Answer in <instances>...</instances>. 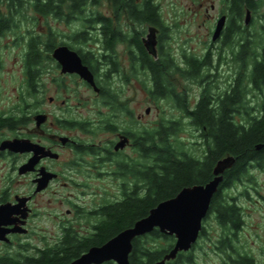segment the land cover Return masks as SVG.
Here are the masks:
<instances>
[{
  "label": "flooded vegetation",
  "instance_id": "af4514ba",
  "mask_svg": "<svg viewBox=\"0 0 264 264\" xmlns=\"http://www.w3.org/2000/svg\"><path fill=\"white\" fill-rule=\"evenodd\" d=\"M164 1L113 0L104 10L98 6L63 7L56 13L49 0H0V169H9L0 186V206L18 205L27 199L14 216L16 224L7 227L22 232L10 233L8 244L0 242L6 247L20 246L21 238L58 239L53 245H28V256L36 259L68 235L95 236L98 210L122 202L134 189L144 193L151 129L145 115L137 114L133 104L136 80L142 85L145 101L159 87L157 100L170 102L179 111V116L167 119V123L178 124L189 133V153L196 169L193 186H206L217 177L214 172L220 161L234 159L233 165L218 175L222 180L196 241L189 252L178 255L174 264H181L187 253L189 264H264V251L256 256L243 240L247 229L256 233L257 225L247 219L252 204L264 203V197L253 187L255 174L264 173V167L252 160L248 176L236 177L238 158L223 154L215 157L216 152L211 150L214 136L206 126L210 121L206 119L204 124L195 114L207 99L208 111L215 113L210 123L224 126L229 121L224 115L218 116L219 109L230 110L227 97L238 88L245 96L232 113L233 121L249 123L251 118H243L246 109L252 118L263 116L264 84L254 78L263 57L233 54L229 30L245 31L256 25L254 16L261 13L264 0H197L192 4L194 11ZM152 11L158 14V21L150 16ZM164 11L177 18L185 11L193 12L196 18L202 14L207 17L209 23L206 20L201 26L208 31V38L199 52L192 45L186 46L188 43L174 45V24L163 18ZM221 18H225V25L214 41ZM53 21L66 23L68 31L62 39L55 38ZM259 27L264 29V24ZM150 35L154 37V50L145 43ZM61 47L77 54L93 83L76 71H65L55 57ZM238 50L235 46L234 51ZM8 62L17 64L18 71L14 66L12 71L16 72L11 73ZM151 63L157 68L155 72ZM172 75L189 84L181 89L171 81ZM85 108L91 109L88 115L82 114ZM147 109L145 114L149 115ZM9 141H19L14 151L2 147ZM93 180L101 183L97 189L101 190L102 183L111 189L103 188L98 202L96 195L90 193L88 200L86 197V189L95 187ZM43 184L45 187L38 191ZM23 185L28 188L22 190ZM54 185L83 189L84 198H66L71 209L65 214H46L35 206ZM255 194L259 196L256 202ZM38 218L54 225L36 227L33 223Z\"/></svg>",
  "mask_w": 264,
  "mask_h": 264
},
{
  "label": "trees",
  "instance_id": "16d2710c",
  "mask_svg": "<svg viewBox=\"0 0 264 264\" xmlns=\"http://www.w3.org/2000/svg\"><path fill=\"white\" fill-rule=\"evenodd\" d=\"M49 1L50 5L52 3L55 10L57 9L55 12L59 13L63 7L100 6L104 0ZM105 1L110 6L113 0ZM40 5L45 6L42 3ZM150 16L155 21L159 19L155 11H152ZM229 39L233 54L263 57L260 67L254 73V78L256 82L264 84V29L256 28L252 32L247 29L240 31L231 28ZM233 43L239 47L238 52L234 51ZM150 67L154 72L157 70L152 63ZM156 78L158 80L157 76ZM151 94L154 98L159 99V87L157 92ZM243 95L238 88H235L226 100L230 110L219 109L218 116L223 117L224 115L229 121L224 126L210 123L215 113H212V110L208 111L207 99L202 101L195 112L196 118H203L204 124L207 123L206 119L210 121L206 126L208 125L207 127L211 129L214 136L215 147L211 150L216 152L215 157L223 154V156L231 155L238 158L239 165L235 172L239 179L248 176V164L252 160L261 162L260 164L264 167V110L263 116L260 119H255L247 113L248 109H246V115L242 117L245 120L251 118L247 124L240 125L232 118V113L234 110L237 111L238 104H243ZM161 122L160 127L152 128L149 134V168L146 173L148 182L146 190L141 194L137 192V189H134L132 193L125 196L122 202L98 210L96 215H99V221L95 226L98 231L97 235L87 238L68 235L54 246L47 247L36 259L29 256H14L7 252L0 253V264H71L91 247L102 246L121 231L132 227L138 220L148 216L150 211L161 202L175 197L183 188L193 186L196 181V169L192 166L189 150L181 140L177 141L179 138L172 141V138L177 137L183 128L178 124H169L166 120H161ZM258 147L261 148L258 149ZM139 176L141 178V175ZM174 243V237L163 235L158 230L139 237L133 242L130 263L154 264L164 258L174 247Z\"/></svg>",
  "mask_w": 264,
  "mask_h": 264
},
{
  "label": "water",
  "instance_id": "95a60500",
  "mask_svg": "<svg viewBox=\"0 0 264 264\" xmlns=\"http://www.w3.org/2000/svg\"><path fill=\"white\" fill-rule=\"evenodd\" d=\"M249 14L246 17V24L249 23ZM225 25V18H221L215 30L213 40H217ZM147 48L155 47L153 35L145 42ZM153 46V47H152ZM55 57L63 63L65 71L78 72L83 78L93 83L92 75L89 70L81 64L76 53L70 52L67 48L61 47L55 52ZM19 141H9L3 143L2 147L10 148L13 151L14 146ZM261 147H258L260 149ZM232 157L220 161L215 168L217 176L206 186H189L183 188L175 197L165 200L150 211L148 216L138 220L132 227L121 231L111 240L102 246L91 247L81 257L74 260L71 264H106L114 262L115 264H131L130 255L133 251V242L139 237L149 235L155 230L163 235L175 238L174 247L155 264H167L177 259L180 253L189 252L192 244L196 241L201 222L207 214L210 202L216 193L226 169L233 165ZM45 184V183H44ZM38 187V191L45 185ZM27 199H22L18 205L11 203L0 206V242L10 243L8 235L10 233H21L17 228L8 229V226L16 224L15 215L20 213V209L25 206ZM24 211V210H23ZM25 219L26 216H23Z\"/></svg>",
  "mask_w": 264,
  "mask_h": 264
},
{
  "label": "rangeland",
  "instance_id": "374dc122",
  "mask_svg": "<svg viewBox=\"0 0 264 264\" xmlns=\"http://www.w3.org/2000/svg\"><path fill=\"white\" fill-rule=\"evenodd\" d=\"M164 2L168 5L172 3H176L177 6L180 8H185L186 10L188 8L189 10L191 9V11H194L193 7H195V5H192V4L195 2L197 3V0H165ZM207 6L210 7V4H208ZM107 7H109V5L107 1L104 0L102 4L98 6V9L104 10ZM263 12H264V8L261 10V13H257L256 17L254 16L256 25L251 26L250 30H252V32H254L256 28H260L259 27L260 24H264V16L262 15L263 17L260 18L261 14H264ZM162 16L165 20L170 21L171 23L174 24L173 31L171 33L174 45H177V43L182 45L183 42L188 43L189 45H186V46L191 48L190 45H192L196 47L195 49L196 52H199L201 50L200 47L203 46V43L207 42L206 40L208 36L206 35L208 31L205 30L204 26H201L202 22L206 20H207V24L209 23V20L207 19L205 15L202 14L199 16L200 18H196L195 16H193V12L185 11L183 13H180L179 18H177L176 15H173V14L168 13L167 11H164V13H162ZM65 24L66 23L62 24L61 21H53L54 33L56 34L55 38L62 39L64 37L65 33L68 31L67 25ZM70 30H72V28ZM75 30L77 29L75 28ZM7 66H8V69L11 70V73L18 71V68H19L17 64L11 65L10 62H8ZM14 66L17 68L16 71H12V68ZM171 81H173V83L175 82L178 85L180 84L181 89L182 87H185L186 84H189L187 83V81H185L179 76L172 75ZM188 89L190 90V88ZM191 90H195V87L194 89L192 87ZM132 97L134 100L133 104H134L135 110L137 111V114L143 113L145 115L146 121L149 122L150 129L159 127V123L161 120L167 121V119H171V118L179 116V111L176 110L170 102H164V101L162 102L154 98L152 95H150L149 101H145V95L142 92V85L139 81H136V80H134ZM146 109L147 111L149 110V115L145 114ZM90 112H91V109L85 108L82 114L88 115V113ZM176 138H179L177 141L181 140L184 146L190 151L191 149L190 136H189V133H187V131L185 130L181 131L177 137L172 138V141L174 140L176 141ZM8 170H9L8 166L4 168V170L0 169V186H2V184L4 183L3 175L6 174ZM255 177H256L255 179L256 185H254L253 187H256L255 189H257L258 192L262 195V197H264V173H256ZM24 181L26 180L24 179ZM92 182L94 183L95 187L93 186L92 190L86 189V193H88L86 197L88 200L90 193L93 196L96 195L97 202H98L100 199V196H102L104 193L103 188L110 189V187L107 185V183H102V188L101 190H99L97 188L100 187L99 185H101V183L96 180H93ZM27 188L28 186L23 185L21 189L26 190ZM83 192H84L83 189H77L72 186L64 188L63 186L54 185L51 189H49V191H47L44 195L38 198L37 206L35 207L41 208L42 209L41 211L46 212V214L49 212L58 213L60 211L65 214L67 210L71 209V205H68L70 202L69 199H76V198L83 199L84 198L82 195ZM254 197H255L254 199L255 202L259 200V196H257L256 194L254 195ZM66 198H69V199H67L66 201ZM89 202L90 201H87L86 205H88ZM251 210H252V214L247 219V221L249 222V224L257 225L255 229L256 233L252 234L251 231L247 229L246 234L243 237V240H245V245L247 246V249H249L250 251H253L256 254V256H259L260 255L259 252L264 251V203L252 204ZM68 218L71 219L73 218V216L68 217ZM34 221L35 223H33V225L36 227H45L47 225H54L53 223H49L50 221H48L45 218L44 219L38 218V219H35ZM56 241H58L57 238L56 239L55 238L46 239V240L22 239L21 238L18 240V243L19 245L21 244L22 247H20L21 246L20 245V246H16L15 248L13 247L8 248L6 247L5 244L0 243V253L4 254L7 252L14 256L20 255L19 257L21 256L25 257L29 255V251L31 250L30 246H34V245L44 246L45 243H49L53 245L54 243H56ZM23 246H27V247L23 249ZM177 261H178V258L172 261L171 263L174 264ZM200 262H201V259L199 263ZM111 263L115 264L114 262H111ZM179 263L189 264V254L187 253L185 257H182Z\"/></svg>",
  "mask_w": 264,
  "mask_h": 264
}]
</instances>
